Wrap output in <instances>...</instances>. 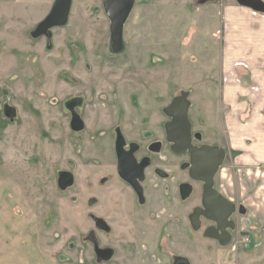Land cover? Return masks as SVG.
Segmentation results:
<instances>
[{
  "label": "rangeland",
  "instance_id": "374dc122",
  "mask_svg": "<svg viewBox=\"0 0 264 264\" xmlns=\"http://www.w3.org/2000/svg\"><path fill=\"white\" fill-rule=\"evenodd\" d=\"M101 1L73 0L69 25L55 30L53 49L47 50L43 40L31 39L27 31L53 0H0V264H85L84 179L91 170L77 166L74 186L63 191L56 180L59 169L69 168L66 160L71 154L78 157L85 148L110 147V140H90L66 130L61 103L77 94L87 98V68L106 69L98 83L107 85L128 83L126 69L137 68L139 82H149L148 87L139 86L138 99L156 101L157 107L187 91L188 118L208 138L215 139L214 133L224 129L222 110L234 113L221 107L217 91L220 36L212 27L220 23L222 7H203L226 0H134L125 53L112 57L101 52L93 58L90 43L83 46L74 30L76 21L85 19L79 15L87 16L92 7H101ZM110 90L107 87L106 99ZM116 90L118 99L129 98L130 89L123 88L124 94ZM5 105L15 109L12 121L4 115ZM239 113L238 122L230 124L235 137L246 131L247 115ZM241 152L229 150L223 181L228 187L232 180L250 205L249 190L264 185V173L260 165L250 167L236 159ZM184 253L192 264H226L222 251ZM117 257L115 264L122 261ZM237 260L236 264H264V245L240 252Z\"/></svg>",
  "mask_w": 264,
  "mask_h": 264
},
{
  "label": "flooded vegetation",
  "instance_id": "af4514ba",
  "mask_svg": "<svg viewBox=\"0 0 264 264\" xmlns=\"http://www.w3.org/2000/svg\"><path fill=\"white\" fill-rule=\"evenodd\" d=\"M51 8L52 5L27 31L31 39L43 40L47 50L53 49L55 30L68 26L72 13L71 4L64 25L38 29ZM115 10L117 17L123 16L124 8ZM132 11L133 7L123 23V46L119 52L111 47V19L103 0L101 7H92L87 16L79 15L85 19L79 24L76 21L74 35H78L83 46L90 43L93 58L101 52L120 56L127 47L125 31ZM22 13L25 17L26 10ZM91 14L95 17L91 18ZM87 17L90 20L86 22ZM70 46L67 48L72 59ZM87 69L91 72L87 98L77 94L61 103L67 116L66 130L90 140H110V147L85 148L78 157L71 154L66 160L69 168L59 169L56 180L58 189L63 191L74 186L77 166L91 170L84 179L85 264H115L117 255L122 260L118 264H192L184 253L187 250L222 251L224 263L236 264L239 253L251 248L253 236L246 193L236 189L232 180L228 187L223 181L224 165L230 157L224 130L215 132V139L208 138L189 120V144L182 151H174L166 130L171 117L165 113L173 98L158 107L156 101L138 99L139 86L148 87L149 82H139L137 68L126 69L128 83L121 85L99 84L106 69ZM107 87H111L109 99L105 94ZM113 87L123 94V88L130 89L129 98L118 99L119 90ZM69 99L72 101L66 107ZM72 111L81 118L80 130L71 127ZM3 112L6 116L5 108ZM119 168L126 171L128 179ZM102 169L105 173H93ZM60 171L73 176V183L65 189L58 183Z\"/></svg>",
  "mask_w": 264,
  "mask_h": 264
},
{
  "label": "crops",
  "instance_id": "0c3cea01",
  "mask_svg": "<svg viewBox=\"0 0 264 264\" xmlns=\"http://www.w3.org/2000/svg\"><path fill=\"white\" fill-rule=\"evenodd\" d=\"M203 7H222L218 9L220 23H216L212 28L215 36H220L217 79L219 102L223 109L230 107L234 112L222 110V125L228 148L242 150L236 159L242 158L250 167L260 165L263 174L264 13L241 6L236 0L221 1L217 5L213 3ZM245 109H248L247 114ZM241 111L247 115L244 125L246 131L241 137H235L230 124L238 122ZM229 115L231 119L228 118ZM249 193L250 228L253 236L251 247L262 246L264 245V185L252 189L251 192L249 190Z\"/></svg>",
  "mask_w": 264,
  "mask_h": 264
},
{
  "label": "water",
  "instance_id": "95a60500",
  "mask_svg": "<svg viewBox=\"0 0 264 264\" xmlns=\"http://www.w3.org/2000/svg\"><path fill=\"white\" fill-rule=\"evenodd\" d=\"M204 2L205 0H200ZM241 6L248 7L255 12L264 13L263 0H236ZM72 0H54L49 15L38 25V29H46L55 25H64L67 22ZM103 5L111 19V47L114 52H119L122 48V27L128 12L134 5V0H103ZM124 8V14L121 17L116 16V8ZM72 99L66 101V107ZM190 101L188 92L182 90L178 95L173 97L171 103L165 108V113L171 117L166 124L167 139L172 143L174 151H182L189 144L190 140V121L188 118ZM5 114L9 120L14 119L15 109L5 105ZM71 127L73 130L82 128L80 116L72 111ZM220 157L223 156V150ZM121 175L128 179L126 171L119 168ZM58 183L61 189H65L73 183V176L68 171H60ZM189 264V263H187Z\"/></svg>",
  "mask_w": 264,
  "mask_h": 264
}]
</instances>
